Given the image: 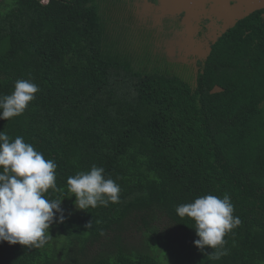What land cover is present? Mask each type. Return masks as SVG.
I'll return each mask as SVG.
<instances>
[{
    "label": "trees",
    "instance_id": "16d2710c",
    "mask_svg": "<svg viewBox=\"0 0 264 264\" xmlns=\"http://www.w3.org/2000/svg\"><path fill=\"white\" fill-rule=\"evenodd\" d=\"M196 1L188 14L155 11L162 0H0V95L18 79L40 88L0 131L56 162L60 191L46 195L65 217L42 247L0 243V264H264V7L235 17V0ZM93 165L120 199L78 213L67 179ZM208 194H228L241 220L220 259L176 213Z\"/></svg>",
    "mask_w": 264,
    "mask_h": 264
},
{
    "label": "clouds",
    "instance_id": "9594fccd",
    "mask_svg": "<svg viewBox=\"0 0 264 264\" xmlns=\"http://www.w3.org/2000/svg\"><path fill=\"white\" fill-rule=\"evenodd\" d=\"M39 91L31 79H18L11 94L0 95V120L22 115ZM57 167L54 160L46 159L23 137L10 140L8 134L0 131V243L39 248L52 238L51 225L65 219L62 200L46 195L50 189L60 191L56 183ZM104 172L103 167L93 165L89 171L68 177L67 191L75 196L76 209L107 207L119 202L120 185ZM234 211L228 194L223 197L208 194L176 208L179 217L194 221L198 237L194 245L201 251L206 246L212 248L214 251L209 255L212 259L227 254L224 237L241 224Z\"/></svg>",
    "mask_w": 264,
    "mask_h": 264
},
{
    "label": "rangeland",
    "instance_id": "374dc122",
    "mask_svg": "<svg viewBox=\"0 0 264 264\" xmlns=\"http://www.w3.org/2000/svg\"><path fill=\"white\" fill-rule=\"evenodd\" d=\"M41 1L42 2H45L46 0H41ZM204 1L207 2L208 0H204ZM210 1H211V4H212L213 1L212 0H210ZM220 1L221 0H216L217 4L214 3L212 5L211 9H213V8H216L217 9V7H218L217 5H219V7H218L219 8V11L223 10V8H224V2L223 3H220ZM226 1L229 2V0H226ZM235 1L238 2L234 6V8H233L236 11L235 17H238L242 13L243 10L242 11H240V10L243 9V8L245 10H247V9H251V8H261V7H264V0H235ZM160 2H161V0H160ZM193 2L196 3L197 1L196 0H194V1H192V0H177V1H173V2L170 1L168 3L162 1L163 4L160 5L159 7H157V6L154 7V10L155 11L157 10L160 13L161 12L163 13V12H171L173 9L175 10V9H178L179 7H186L187 8V11L189 10L188 11V14H189V13H192V12H197V10H198V5L195 4V3H193ZM192 4H194V5L192 6ZM183 5H185V6H183ZM146 6H147L146 7L147 9L150 8V7H152V5L149 2L146 3ZM189 6L191 7V12H190V9H189L190 7ZM215 6H217V7H215ZM229 15H230L229 18L228 17H225V18L226 19H231V17L234 16V13H230ZM161 19H162L161 20V23L162 22H165V24H169L170 22L173 23V22L176 21L174 17L171 18V16H169V15H162L161 16ZM182 21L187 26L186 29H188L189 28V19H187L186 17H184ZM183 37H184L183 35H179L178 34L177 37H175V40L168 41V42L164 43V45H165V53L171 54V52H173L174 49L175 50L176 49H180L182 47L181 42H183V41L185 42L187 40L186 38H183ZM80 211L81 210H79V212L78 211L77 212L80 213ZM162 228H164V227H162ZM69 257L74 258L75 255L73 253H71V255H69ZM65 259H66V257H65Z\"/></svg>",
    "mask_w": 264,
    "mask_h": 264
},
{
    "label": "crops",
    "instance_id": "0c3cea01",
    "mask_svg": "<svg viewBox=\"0 0 264 264\" xmlns=\"http://www.w3.org/2000/svg\"><path fill=\"white\" fill-rule=\"evenodd\" d=\"M163 2H167L168 0H162ZM194 1V0H193ZM198 1H200V0H198ZM193 5V4H192Z\"/></svg>",
    "mask_w": 264,
    "mask_h": 264
}]
</instances>
